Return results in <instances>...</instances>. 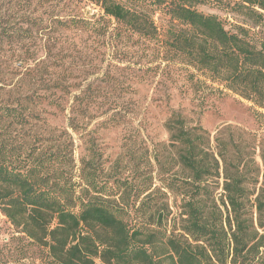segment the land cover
Segmentation results:
<instances>
[{
	"label": "trees",
	"instance_id": "1",
	"mask_svg": "<svg viewBox=\"0 0 264 264\" xmlns=\"http://www.w3.org/2000/svg\"><path fill=\"white\" fill-rule=\"evenodd\" d=\"M89 1L100 8L99 18L61 24L113 45L133 34L158 42L161 60L192 67L221 86L209 90L249 99L264 117V0H232L247 18L232 28L197 9L206 0ZM3 117L27 121L17 105L1 106ZM165 128L182 173L179 182L162 178L165 191L149 190V175L144 188L132 177L101 175L94 144L76 168L65 131L20 143L0 136L1 212L49 264H263L264 141L230 125L210 140L206 129L187 126L176 112ZM166 191L181 196L177 217L169 218Z\"/></svg>",
	"mask_w": 264,
	"mask_h": 264
},
{
	"label": "rangeland",
	"instance_id": "2",
	"mask_svg": "<svg viewBox=\"0 0 264 264\" xmlns=\"http://www.w3.org/2000/svg\"><path fill=\"white\" fill-rule=\"evenodd\" d=\"M197 9L217 15L228 28L247 20L232 0H206ZM100 15L89 0H0V107L17 105L27 117L22 124L0 118L1 137L32 142L38 135L65 131L73 140L76 168L81 157L89 159L87 146L94 144L101 175L132 177L143 188L149 175V190L161 188L162 178L182 179L165 128L173 112L187 126L206 129L210 140L230 125L244 136L255 135L256 143L264 141V117L255 114L263 109L230 90H209L221 86L190 66L161 60L158 42L133 34L113 45L91 31L61 24ZM159 16L154 17L163 27ZM255 158L260 162L258 147ZM166 192L169 218L177 217L181 196ZM26 241L0 210V264H49ZM260 255L264 264V250Z\"/></svg>",
	"mask_w": 264,
	"mask_h": 264
}]
</instances>
